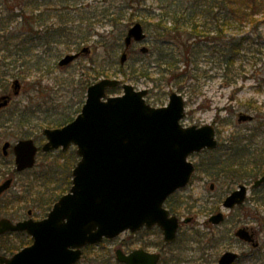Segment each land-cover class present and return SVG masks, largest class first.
Wrapping results in <instances>:
<instances>
[{
  "label": "rangeland",
  "instance_id": "374dc122",
  "mask_svg": "<svg viewBox=\"0 0 264 264\" xmlns=\"http://www.w3.org/2000/svg\"><path fill=\"white\" fill-rule=\"evenodd\" d=\"M34 1L38 4L44 2ZM2 2L0 0V10L6 8V4ZM139 2L133 4L132 0L70 1L68 9L81 10L76 13L77 18L95 17L90 21L91 37L85 42L69 46L66 37H58L57 42L47 45L37 43L32 50L34 55L29 57L31 62L41 57V69L33 68L24 73L21 60L11 65L15 69L7 77L9 88L5 94L13 92L12 83L17 79L11 74L21 71L25 79L18 77L22 84L20 94L12 99L7 109L0 111V127L5 126L0 128V152L5 141L15 142L23 138H33L41 147L46 141L43 129L51 128L43 124L42 120H56L63 114L76 117L79 107L82 108L84 104L82 99L84 94V99L87 96L88 85L106 77L98 74L102 70H105L109 77L132 84L137 90L148 89L147 102L155 107L167 105L171 92H177L183 96L186 104V116L181 121L182 125L188 127L212 124L216 128L219 147L191 156L190 160L196 165L191 182L167 201L169 209L174 211L183 223L177 243L165 250V258L161 264H218L219 257L227 250L242 255L235 264H264V186L258 190L250 189L242 207L232 210L223 207L224 198L239 184L252 183L256 174L264 171V11L255 17V21L248 20L238 31H231L229 37L244 41L235 65L228 68L220 49H215L214 44H210L209 51L202 52L199 56L198 65L191 73L193 77L180 84L169 78L161 80L159 74L141 79L129 77L131 68L138 66V62L148 63L157 57V49L152 50V34H149L144 42V45L149 47V56L145 57L139 52L143 44L137 43L131 47L125 64L120 65L125 34L129 27L135 22H141L147 28L146 32L150 33L149 28H153L152 24L156 23L158 15L162 13V4L166 3L164 0ZM64 3L66 0H47L46 5H37L34 16L42 11L44 17L49 19L44 27H56L62 17L66 18L68 11ZM113 16L120 17L117 25L109 21ZM12 24H17V20ZM36 25L39 29L43 27H39V22ZM85 30L88 29L84 28ZM101 34L113 40V47L105 49L98 43ZM85 47L89 48L88 53H84L81 58L66 67L59 66V61L66 54ZM121 67H124V73L128 77L125 78ZM119 93H123L121 87ZM26 106L31 108L28 113L34 111L27 124L22 125L20 117L10 121L14 114ZM240 113L251 114L255 119L252 122L239 123ZM75 150L76 147L72 146L66 151L59 149L50 155L41 152L38 154L35 173L32 175L13 174L10 171L0 178V184L8 178H13L10 189L0 197V217L22 220L27 217L29 209L34 210L32 216L35 219L47 217L48 213L36 211L31 204V198H50L52 195L56 197L68 191L72 184L71 172L78 157ZM3 167L4 169L0 165L2 171L7 168ZM222 167L226 168L225 173H220ZM13 168L15 166H12L11 170ZM212 184H215L214 189H211ZM219 211L225 214V221L219 225L209 222L210 217ZM242 225L256 230L260 241L258 249H252L234 239L235 230ZM161 238L156 233L132 236L127 231L119 237L94 245L91 249L85 248V254L78 264H91L96 256L103 264H120L115 259L117 248L129 251L147 241L154 244V247L155 243H160ZM31 239L26 233L19 236L9 235L6 244L9 248L16 249L14 252L2 249L0 254L11 256L24 247V242L29 243Z\"/></svg>",
  "mask_w": 264,
  "mask_h": 264
},
{
  "label": "water",
  "instance_id": "95a60500",
  "mask_svg": "<svg viewBox=\"0 0 264 264\" xmlns=\"http://www.w3.org/2000/svg\"><path fill=\"white\" fill-rule=\"evenodd\" d=\"M146 33L142 23L132 25L125 37L124 64L133 41H143ZM88 47L82 52H88ZM139 52L146 54L143 45ZM81 52L68 54L59 64L67 66ZM122 86L124 93L109 95L108 89ZM14 95L20 93V81L13 83ZM148 89L137 90L118 78H103L87 89L81 112L68 124L45 128L47 141L42 146L50 152L63 146H76L80 157L72 171V186L54 204L47 217L36 220L29 210L28 218L13 221L0 218V236L8 232L26 231L33 243L8 257L0 255V264H76L82 248L98 244L104 238H115L130 230L158 225L167 242H174L180 227L179 218L164 207L167 198L188 185L195 164L188 158L194 153L218 147L216 129L212 124L182 125L186 116L185 100L177 92L170 94L168 105L155 107L146 101ZM12 95L0 97V109L8 106ZM250 114L241 113L239 122L252 121ZM2 152L8 156L13 149L16 170L22 172L36 164L39 146L34 139L6 141ZM13 178L0 184V195L7 191ZM264 183V175L255 180L253 188ZM214 184L211 188L214 189ZM248 188L241 184L229 194L223 206L229 209L245 202ZM219 212L210 221L224 220ZM240 239L258 246L256 232L247 226L236 230ZM1 249V244H0ZM117 260L125 264H158L159 253L137 249L130 254L116 250ZM238 257L225 252L219 264H232Z\"/></svg>",
  "mask_w": 264,
  "mask_h": 264
},
{
  "label": "trees",
  "instance_id": "16d2710c",
  "mask_svg": "<svg viewBox=\"0 0 264 264\" xmlns=\"http://www.w3.org/2000/svg\"><path fill=\"white\" fill-rule=\"evenodd\" d=\"M2 1V3L6 4V8L0 10V95L8 91L9 81L7 77L15 69L12 66L20 60L22 61H20L21 65L24 67V73L33 68L41 69V57H38L32 62L30 59V57L34 55L32 50L37 43L47 45L54 41L57 42L58 37H66L69 46L71 44L85 42L91 37L89 31L92 29V23L90 21L95 17L81 16L77 18L76 13L81 10L68 9L71 5V0H66V3H64L67 5L66 10L68 12L66 13V18L62 17L60 24L56 27H54V25L44 27V24H46L49 19L44 17L45 14L42 11H40V14L34 16V10L37 5H46L47 0H42L44 2L40 4L34 0ZM164 1L166 3L165 5L162 4V13L158 15L159 17L156 23L152 24L153 28L150 27V33H148V36L152 34L154 38L152 50L157 49L158 55L151 60V62L142 64L140 61L138 62V66L134 65L130 70L129 77L141 79L143 77L150 78L152 75L159 74L158 77L161 80L169 78L175 81V83H184L193 77L191 73L198 65L199 56L202 52L207 53L209 51L210 44H214L213 48L217 49L216 47H218L220 49L228 68H230V66L235 65L244 44L242 39L229 37L231 36V31H238L241 25L248 20L255 21V17L260 12L264 11V0ZM135 2L137 3L139 0H132L133 4ZM17 9H19L18 12H16ZM147 15L151 16L149 14ZM119 19L120 17L113 16L109 18V21L112 22L113 25H117ZM15 20H17V24L13 25L12 23H14ZM86 21L88 24H85ZM38 22L40 23L39 27L43 26L40 29L37 28L38 26L36 25ZM84 28L88 30L84 31ZM100 37L101 39L98 43H101L103 48L110 49V47H113V40L104 34H101ZM60 41L63 40L60 39ZM146 56H149V54L145 55V57ZM120 70L123 73L125 72L124 67H121ZM98 74L109 77L105 70L100 71ZM124 74L125 78L128 77L126 73ZM11 75L17 79H25V75H23L21 71ZM155 81H157V79H155ZM109 92L118 93L119 87L112 88ZM84 95L82 104L85 102ZM80 110L81 107H79L77 114ZM28 111H31L30 106H26L19 113L14 114L10 121L20 117L22 125L27 124V121L32 119L31 117L34 113V111H32L30 114ZM73 118V115L63 114L61 118L56 120H51L50 118L43 119L42 123L46 126L56 127L68 123ZM4 127L5 126H1L0 128ZM50 154L53 153H45V155ZM12 158V156H4L0 152V165L3 169V166L7 167L3 171L0 169V178L4 177L10 171H12L13 174L19 175H32L35 173L34 168L21 173H17L14 168L11 170V167L14 166ZM76 161H78V157L75 159V164ZM225 171L223 167L220 169V173H225ZM58 196L59 195L55 197L52 195L50 198H45V196H43L42 199L31 198V204L35 207L36 211L39 210L41 213L43 212V214H46L51 210L53 204L59 198ZM44 208L46 209L43 210ZM23 234H25V232H14L1 236L2 249L14 252L16 248H9L6 244V238L9 235L19 236ZM31 241H29V243H31ZM29 243L24 242L22 246ZM87 248L91 249L93 247L87 246L86 249ZM91 264H103V262L96 256Z\"/></svg>",
  "mask_w": 264,
  "mask_h": 264
},
{
  "label": "flooded vegetation",
  "instance_id": "af4514ba",
  "mask_svg": "<svg viewBox=\"0 0 264 264\" xmlns=\"http://www.w3.org/2000/svg\"><path fill=\"white\" fill-rule=\"evenodd\" d=\"M225 170H226V168H225ZM264 174V171L263 172H259V173H257L256 174V176L254 177L255 179H257L258 177H260L261 175H263ZM247 185H251V183H246ZM262 186H264V184H262L260 187H258V188H255L254 190H258V189H260V188H262ZM231 193V192H230ZM229 193V194H230ZM171 197V196H170ZM169 200V199H168ZM167 206V205H166ZM168 207V206H167ZM171 207V206H170ZM169 208V207H168ZM171 213L172 214H175V212L173 211H171ZM225 221V220H224ZM182 221H181V218H180V229H179V232H180V230H181V226H182ZM243 226V225H242ZM235 232H236V230H235ZM235 232H234V236H235V238L234 239H238L239 241H241L242 243H244L245 245H249L250 246V248H252V249H258L259 247H260V241H259V239L257 238L256 240L259 242V244H258V246H254L253 245V243H251V242H246V241H244V240H242V239H240L239 237H237L236 235H235ZM130 233V232H129ZM140 233H143L144 235H146V234H153V233H156V234H159V237H162L161 239H160V243H155L156 244V246H154V247H152L154 244H152L151 242H149V241H147V242H145V243H143L142 245H140V247H138V248H141V249H144V250H146V251H150V252H156V253H160V261H159V264H161L162 263V261L164 260V256H165V250H167V249H169V248H171V247H173V246H175V244L177 243V240H178V238H177V240L175 241V242H173V243H167L165 240H164V236H163V231H162V229H160V227H158V226H153L152 228H147V227H143L141 230H139V231H137V232H134V233H130L132 236H136L137 234H140ZM142 242V241H141ZM138 248H131V249H129V251H128V253H130V252H132L133 250H135V249H138ZM232 251V250H231ZM233 252H235V251H233ZM235 253H237L238 254V257H237V259L232 263V264H235L236 262H238L240 259H241V257H242V255L240 254V253H238V252H235Z\"/></svg>",
  "mask_w": 264,
  "mask_h": 264
}]
</instances>
